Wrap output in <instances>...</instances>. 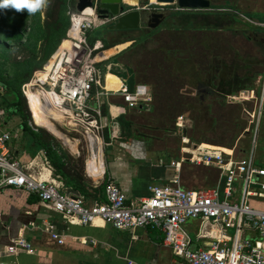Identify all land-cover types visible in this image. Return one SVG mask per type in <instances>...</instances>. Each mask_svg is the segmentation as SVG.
Returning a JSON list of instances; mask_svg holds the SVG:
<instances>
[{
    "label": "built area",
    "instance_id": "obj_1",
    "mask_svg": "<svg viewBox=\"0 0 264 264\" xmlns=\"http://www.w3.org/2000/svg\"><path fill=\"white\" fill-rule=\"evenodd\" d=\"M97 2L93 0L88 14H84L85 11L70 14V22L75 16L84 17L80 26V39L73 42L77 49L63 52L62 58L50 66L45 82H40L35 75L33 82L22 87V94L27 99L28 93L34 92L35 87L44 89L46 86L50 92H54L60 100L59 108L65 117L64 123L71 131L83 133L88 146L93 142L90 133L99 143L103 129L97 100L96 106L90 105L93 89L95 98L103 94L97 89L101 86V79L95 59V55L103 50V44L98 40L90 47L86 42L87 33L102 25L97 18ZM246 20L264 28V23ZM70 54L73 56L69 59ZM41 71H47L46 66ZM33 83L35 87L31 86ZM121 93L129 109L151 102V95L142 84L136 85L133 92L123 87ZM247 93V97L244 92L228 96L227 101L253 102L251 109H245L248 116L245 131L250 132L252 144L248 155L235 160L234 150L225 157L223 152L200 144L192 150L183 148L185 155L180 161L171 163L176 168L182 162L214 166L219 171L220 179L215 187L186 190L173 181L166 185L151 186L149 196L127 204L125 195L108 180L104 189L105 203L88 205L82 198L67 196L56 180L46 179L42 173L33 172L30 167L11 159L7 148L10 135L0 133V190L10 187L34 194L46 208L59 214L70 225L88 226L99 219L116 230L146 227L159 230L164 244L183 260V264H264V167L254 164L253 149L264 118V75L260 96H254L253 92ZM176 125L182 127L179 122ZM190 220L199 221L196 235L199 239L208 240L206 248L192 247L193 242L184 229ZM44 230L59 244L63 242L51 227L45 226ZM230 230H233L232 235L228 234ZM17 252L30 253L32 249L23 238H17L11 240L2 254Z\"/></svg>",
    "mask_w": 264,
    "mask_h": 264
},
{
    "label": "trees",
    "instance_id": "obj_2",
    "mask_svg": "<svg viewBox=\"0 0 264 264\" xmlns=\"http://www.w3.org/2000/svg\"><path fill=\"white\" fill-rule=\"evenodd\" d=\"M75 4L76 0H50L43 20L40 10L33 14L29 32L26 26V10L16 12L13 9H0V41L3 43L5 54L9 46L22 45L34 52L38 43L41 51L39 61L30 53L31 55L21 61L7 57L6 60L10 61L9 69L0 67V118H2L0 126L7 125L14 119L18 120L15 128L20 131L23 141L35 148L32 156L34 157L39 150L44 151L53 175L62 181L67 192L75 193L86 200L92 199L93 196L83 185L82 175L72 171L56 152L55 138L42 128L34 131L29 126L31 114L21 91L22 85L29 81L33 72L40 69L55 53L61 41L66 39V32L71 24V13L68 12L71 10L72 13H76ZM245 17L251 21L264 23V17L254 18L253 15ZM241 20L237 14L234 15L235 25L227 29L229 32L226 30L222 31V34H217L216 40L218 39L219 43L211 42L215 39L214 34L207 35L206 39H202L210 41L205 47L199 40L190 45L182 41L166 40L167 38L164 39L162 35L156 37L154 35L157 30L144 33L139 42H143V45L155 43L153 48L143 47L140 57L133 61V68L126 66L124 74L115 75L126 82L129 92H133L138 83L149 86L152 99L147 107L143 105L141 110L138 109L139 116L127 118L123 115L118 118L121 137L128 140L136 135L151 141L152 138H160V135L172 132L176 129V120L183 117L192 123L190 129L183 130L184 137L191 143H200L208 149L219 150L225 157L232 150L239 153L240 158L247 155L250 150L251 134L245 131L248 124L246 108L240 103H229L226 96L249 90H254L257 97L260 95L264 75V42L261 40L264 28L245 20H242L245 23L241 24ZM227 32L236 34L229 35ZM152 37L153 40L147 42ZM98 40H101L99 31L86 36V42L90 47ZM253 44L261 48L255 51ZM122 46L124 45L118 47ZM109 47L107 44L103 45V49ZM107 62L117 63L116 59ZM214 67L216 68L213 70ZM210 73L214 79L207 84L205 76ZM220 75H226L234 81L232 89L226 88L219 81ZM203 113L212 124L207 130L201 124ZM208 132L212 137L207 135ZM171 148L172 146H169V151ZM184 170L187 173L181 175L180 183L187 189H195L190 185H195L192 183L203 179L205 174L206 185L201 187L211 186L217 173L213 168L201 169L187 163L182 166V171ZM103 184L105 189L108 181Z\"/></svg>",
    "mask_w": 264,
    "mask_h": 264
},
{
    "label": "crops",
    "instance_id": "obj_3",
    "mask_svg": "<svg viewBox=\"0 0 264 264\" xmlns=\"http://www.w3.org/2000/svg\"><path fill=\"white\" fill-rule=\"evenodd\" d=\"M124 2L129 5H136L140 0H124ZM149 2L155 4V0H149ZM214 4L213 6L210 4V8H223L221 12H213L220 14V16L216 15L214 17V14H211L217 22L222 23L220 27H215L219 28L217 32L226 31L229 27L235 25L233 21L234 15L236 14L245 21H247L245 15L264 17V0H223L219 5H216V2H214ZM249 7L251 11L248 10ZM179 10L181 12L176 13V15L196 11L212 12L209 9ZM198 21L200 22L199 24L193 23V25L184 30V32L189 34V38L192 36L191 39L197 38L201 44V40L207 38L209 28L207 24H203L201 19ZM225 22H228L227 24H229V27L223 28ZM27 29L29 30L28 25ZM104 29V25L102 26L99 24L97 28L92 31H99L101 38L99 41H101L103 45L107 44L110 46L108 49H103L99 52V57L103 59L97 61L98 63L96 65L101 79V86L97 89L99 92H103V94L95 98V91L93 89L92 99L90 100L91 106H96L98 103L101 110L102 117L100 122L103 125V129L99 143H96L99 149V151L97 149V154L100 155L97 159V166L93 168L94 165L92 163V155L89 146H85L89 151V156L85 160L83 169L84 175H82L81 178L83 185L92 194L93 198L85 200L82 196L67 192L62 181L53 175L44 151L39 150L33 157L32 154L35 152V148L28 145L26 141L21 140V135L19 136L18 132H15L17 130L16 128H14V131L11 130L13 131L11 134L9 131L0 130V133H8L10 135V141L7 144L10 157L11 159L18 160L22 165L30 167L33 172L42 173L46 179L56 180L61 184V190L67 196L82 198L88 205L105 203L106 199L105 192L103 193V183L108 180L112 181L125 195L127 204L136 203L139 199L149 196L151 186H161L177 181L179 186L183 188L180 183V177L181 175H185L187 171H182V166L186 163L187 165L189 164V166L193 164L182 162L180 167L176 168L172 166L171 163L180 161L185 155L183 153V148L190 147L188 143H186L185 146H178V154H175V152L172 153L174 148H171L169 151L168 144L162 143V146L159 144L160 138H152L151 141H149V139L136 135L128 140L121 137L122 131L118 118L123 115L127 116V118L139 116L138 109L141 110L143 105L147 107L150 103L139 104L137 108L129 109L124 103L121 93L123 87H126L128 90L127 84L121 77L119 78L115 75L124 74L126 66L133 68V61L140 57V53L143 50V47H141L143 46V42H139L142 35H137L140 30L105 34ZM112 38H115V40ZM192 43L195 44L196 42L190 40V45H192ZM120 45H125V47L120 49V47H118ZM117 48L120 50H117ZM189 49L191 51L192 47ZM110 59H116L117 63L113 64L112 62H107V60ZM190 64L191 63L188 65L190 66ZM145 86L151 95L149 86ZM242 92H249V94L253 92V95H256L254 90H249L240 91L238 94L230 96H237ZM261 92L262 86L260 94ZM228 96L229 95H227L226 98ZM95 100H97V103ZM5 126L7 125L0 127ZM30 127L32 130L37 131V128L33 126ZM178 129L181 131V136L184 137V128L180 127L177 128V130ZM69 131L72 134L76 133L71 130ZM13 133H15V138ZM50 134L56 137L51 132ZM18 136L20 138L17 140ZM64 137L66 138L68 136L65 135ZM69 139L75 143L73 144L67 139L68 142L74 146L75 151L64 142L62 146H59L57 142H55L54 145L56 152L67 165V156L66 152H64L66 149L64 147H68L67 153L71 155H77L80 149L79 139L74 137V135ZM239 158L240 157L234 159L238 160ZM254 164L264 167V161L256 157L254 159ZM196 167L201 169L213 168L216 170L217 173L212 181L213 184L209 187H201L206 185L207 177L205 174L203 179L196 180L192 183L195 185H190L195 187V189H183H207L215 187L219 183V171L217 168L214 166ZM97 199H99V201ZM45 226L51 227L53 232L57 234L63 242L59 244L57 239L52 238L51 235L44 230ZM184 229L193 242V248L198 249L200 247H207L206 243L208 240L199 239L196 235L199 229L198 220L188 221L184 225ZM192 233H194V236H192ZM17 238H23L31 246L32 252H17L12 255L2 254L4 248L10 245L11 240ZM0 263L183 264V260L176 257L171 249L164 244L163 235L159 230L150 227L116 230L99 219H96L93 224L88 226L78 224L70 225L59 214L46 208L36 195L30 194L22 189L9 187L0 190Z\"/></svg>",
    "mask_w": 264,
    "mask_h": 264
},
{
    "label": "rangeland",
    "instance_id": "obj_4",
    "mask_svg": "<svg viewBox=\"0 0 264 264\" xmlns=\"http://www.w3.org/2000/svg\"><path fill=\"white\" fill-rule=\"evenodd\" d=\"M76 2H77V0H76ZM145 3H148V0H140V5L138 6V7H141V6H144L145 5ZM156 4V3H155ZM155 6H157V7H160V6H158V5H155ZM172 6H164V7H161V8H163L164 9V11H167V12H170L171 11V8ZM46 8L47 7H45V8H42V9H40V14H41V19L43 20L44 18H45V14H44V12H45V10H46ZM253 9V8H252ZM249 11H251V8L249 7V9H248ZM70 13H72V11L71 10H69V12H68V14H70ZM211 14H214V17L217 15V16H220V14H217V13H213V12H205V11H202V12H200V11H196V12H185V13H183V14H181V15H175L174 17H171V18H169L166 22H164V24H163V26H162V28L160 29V31H158L154 36H156V37H158L159 35L161 36L162 35V37L164 38V39H166V40H169V41H182L184 44H186V43H190V40H192V41H194V42H197L198 41V39L197 38H194V39H191L192 38V36L189 38V34L188 33H185L184 32V30H186V29H188V28H190V26L191 25H193V23L194 24H199L200 22L198 21L199 19H201L202 20V22H203V24L205 25V24H207L208 25V36H213V34H214V37L213 38H215V39H213V41H211V42H214V43H217V41H218V43H219V40L217 39L216 40V38H217V34H222V32L221 31H218L217 32V29H219V28H215V27H220L221 25H222V23H219V22H217L216 21V19H214L213 18V16L211 15ZM223 15V14H222ZM200 18H199V17ZM223 16H226V15H223ZM253 17L254 18H257L258 16H256V15H253ZM260 17V16H259ZM32 18H33V14H29L28 12H27V20H26V26L28 25V27H29V25H30V22H31V20H32ZM196 20V21H195ZM255 21V20H254ZM228 22H225V24H223V28L224 27H229V24H227ZM241 24H243V23H245L244 21H242L241 20V22H240ZM202 24V23H201ZM238 25V24H237ZM213 28V29H212ZM71 29V25H70V27H69V29L67 30V32H66V39H64V40H62V42H61V44H60V46L58 47L59 49H57L56 50V53L55 54H53V56H51L43 65H42V67L40 68V69H38V70H36V71H34L33 72V74H32V76H31V78L29 79V81L27 82V83H30V82H33V80H35V75L37 74V73H41L42 71V69H43V67L45 66V64L49 61V60H51L57 53H58V55H57V58H60V57H62L61 55H60V47H62L63 46V43L65 42V40H68V37H67V35H68V31ZM221 30V29H220ZM223 30H225V29H223ZM228 31V30H227ZM27 32H29V30L27 29ZM147 31H146V29H143V30H140L139 31V33H137V35H139V36H141V35H143L144 33H146ZM212 32V33H211ZM229 32V31H228ZM226 33V34H229V35H235L236 33H232V32H230V33ZM87 35H88V33H87ZM261 36H263L264 37V34L263 35H261ZM151 40H153V37L152 38H150L147 42H149V41H151ZM23 42H24V40H23ZM208 42H210V41H206V40H202V43H203V45L202 46H206V44L208 43ZM24 44V43H23ZM88 44V43H87ZM148 45H149V48L151 47V48H153V45H155V43L153 44L152 42H150V43H148ZM148 45H143V46H141V47H148ZM264 45V44H263ZM3 43H2V41H0V67L1 68H5L6 70L7 69H9V62L10 61H8V60H6L7 59V57H9V59H16V60H23V58H25V57H27V56H29V55H31L30 53H32V55H35L36 56V61H39V59H40V53H41V51H40V45H39V43L37 44V46H36V48H34V52L31 50V49H29V48H25V47H23V45L22 46H9V49H8V52H7V54H5L6 53V51H4V49H3ZM253 46V48H254V50L256 51L258 48H261V47H259L258 45H256V44H253L252 45ZM125 47V45L124 46H122V47H120V49L121 48H124ZM135 48V47H134ZM137 48H139V47H137ZM119 48H117V50H120ZM136 49V48H135ZM134 49V50H135ZM264 49V48H263ZM106 53V52H105ZM73 55H71V57H72ZM95 56H99V54H96ZM101 59H103V58H100V57H97V61H100ZM53 60H55V59H53ZM253 60V59H252ZM253 61H256V62H258L259 61V59H257V60H253ZM55 62V61H54ZM98 63V62H97ZM216 67H214L213 68V70L215 69ZM226 73V75H227V72H225ZM210 75H211V73H210ZM207 75V76H205V78L207 79V84H209V83H211L212 82V80L214 79V78H212V76L213 75ZM226 75H220L219 76V81H221L222 82V84L226 87V88H230V89H232V86H233V82L234 81H232V80H230V78H228V77H226ZM26 83V84H27ZM200 83V82H199ZM202 84V83H201ZM203 85V84H202ZM32 86V85H31ZM34 87L36 86L35 84L33 85ZM199 86V85H198ZM22 87H23V85H22ZM22 87H21V91H22ZM201 87H203V86H201ZM220 87H222V85L220 86ZM44 89H41V88H37V87H35L34 88V94L36 95V96H42V93L44 92V91H47V92H50L49 90H48V87H43ZM221 91L223 90V88H221L220 89ZM235 94H238V92H235ZM247 95H248V93L246 92V94H245V96L247 97ZM255 95V94H254ZM24 96V95H23ZM256 96V95H255ZM25 99H26V103H27V106H28V109H29V114H31V112H30V108H29V103H28V99L25 97ZM237 103V102H236ZM240 104H242L243 106H244V108H246V109H251L252 107H253V102L252 101H250V102H247V101H243L242 103H240ZM32 115V114H31ZM30 115V116H31ZM33 117V116H32ZM32 117H31V121L29 122V125L30 126H33V127H35V128H42L44 131H46L48 134H50V132L47 130V129H45V128H43V127H40V126H37V124H35L34 123V117H33V119H32ZM64 119H65V117L61 114V117L60 118H57V119H55V120H52L51 122H52V126L54 127V129L56 130V131H58V132H60V133H62V134H64V135H66V136H68L69 138L70 137H72V135H74V137H76L77 139H79L80 140V149H79V153H77V155H71V154H69V153H67L68 151V147L66 148V147H64L66 150H64V152H66V159H67V162H68V165H69V168L72 170V171H74V172H76V173H79V174H81V175H84V172H83V169H84V163H85V160L87 159V157L89 156V154H88V150L86 149V147L85 146H87L88 145V143H87V139H86V137L83 135V133H71L69 130V128L67 127V125H66V123H64ZM2 122V118H0V123ZM18 122V120H16V119H14V120H12V121H9L8 122V124H7V126H5V127H0V130H2V131H9L10 132V134H11V132H13L14 131V128H15V125H16V123ZM58 122H61V123H58ZM176 122H179V124L180 125H182V127L184 128V129H190L191 128V125H192V123H191V121L190 120H188V119H185V118H178L177 120H176ZM201 124L203 125V127H205L206 128V130L208 129V128H211V120H209L208 118H207V116H206V114H204L203 113V115L201 116ZM65 124V125H64ZM175 128L176 129H173L172 130V132H169V133H167V134H162V135H160V142H159V144L162 146V143H164V144H168V146H172V148H174L173 149V151L175 152V154H178V150H177V148H178V146L179 147H181V146H185V144L188 142V146H190V147H188L190 150H192V148H196L197 146L196 145H200V143H191V142H189V140L187 139V138H185V137H182L181 136V131H179V129L177 130V128H179L177 125H176V123H175ZM69 129V130H68ZM11 130H13V131H11ZM15 132H18V134H19V136H20V131L17 129ZM74 132V131H73ZM211 132V131H210ZM59 133V134H60ZM157 132L155 131V134H156ZM51 135V134H50ZM209 137H212V135H209V132H208V134H207ZM13 136H14V138H15V133H13ZM18 136V138H17V140L20 138ZM53 136V135H52ZM54 137V136H53ZM68 137H66L71 143H73ZM55 138V142H57V144H59V146H62V144H63V141L61 140V139H58L57 137H54ZM21 140H23L22 138H21ZM21 140H20V142H21ZM183 140H185V141H183ZM186 140H188V141H186ZM73 144H75V143H73ZM194 144V145H193ZM242 144V143H241ZM249 146H250V150H251V148H252V144H251V142H250V144H249ZM20 148V147H19ZM21 149V148H20ZM253 149H254V155H255V157L257 158V159H259V160H262V161H264V118L262 119V121H261V124H260V130H259V132H258V138H257V144H256V147L254 148L253 147ZM238 157H240V154L239 153H236V152H233V158H238ZM89 162H90V159H89ZM88 162V163H89ZM229 235H232L233 234V230H230L229 231V233H228ZM192 236H194V233H192Z\"/></svg>",
    "mask_w": 264,
    "mask_h": 264
},
{
    "label": "water",
    "instance_id": "obj_5",
    "mask_svg": "<svg viewBox=\"0 0 264 264\" xmlns=\"http://www.w3.org/2000/svg\"><path fill=\"white\" fill-rule=\"evenodd\" d=\"M159 4H152L148 0V5L177 6L181 10H207L210 9V2L207 0H157ZM136 5H129L124 0H98L97 2V18L102 22V26H108L109 32H121L139 30L143 24L145 8ZM93 6V0H77L76 12L80 13ZM143 9V10H140ZM142 12V13H141ZM168 13L152 12L147 17V28L156 29L166 19ZM93 143V142H92ZM93 148H97L96 141L92 144ZM76 198V197H73Z\"/></svg>",
    "mask_w": 264,
    "mask_h": 264
},
{
    "label": "bare ground",
    "instance_id": "obj_6",
    "mask_svg": "<svg viewBox=\"0 0 264 264\" xmlns=\"http://www.w3.org/2000/svg\"><path fill=\"white\" fill-rule=\"evenodd\" d=\"M155 3L159 4L157 0H155ZM88 13H89V10L88 9L85 10L84 14H88ZM83 20H84L83 16L73 17L72 22H71V29L68 31V35H67L68 40H65V42L63 43V46L60 47L61 56L63 55L64 51H70V50L77 49V47L73 44V42L79 41L80 39V35H79L80 26ZM57 55L58 53L51 60H49L47 64L45 65L47 71H42L41 73L36 74V77L40 80V82H45L48 79L50 66L54 63V61L59 59L57 58ZM97 57L99 56L95 57L96 61H97ZM70 58H71V54H70L69 59ZM31 85H34V83ZM28 103H29L28 105L30 108V112L32 116L34 117V123L37 124V126L47 129L49 132L54 134L56 137L62 139L64 143L69 145L70 148L75 151L74 146L71 143H69L68 140L64 136L60 135L52 126L51 121L57 118H60L62 114V111L59 108V104H60L59 97L54 92L44 91L42 93V96L40 95L36 96L33 92H30L28 93ZM93 136L94 135L91 132L90 137L92 138L93 143H94L95 137ZM92 144H89V150L92 155V163L94 165L93 168H95L97 166V159L100 154H97L98 147L93 148Z\"/></svg>",
    "mask_w": 264,
    "mask_h": 264
},
{
    "label": "flooded vegetation",
    "instance_id": "obj_7",
    "mask_svg": "<svg viewBox=\"0 0 264 264\" xmlns=\"http://www.w3.org/2000/svg\"><path fill=\"white\" fill-rule=\"evenodd\" d=\"M207 1H209L210 4L213 6V5H215L214 2H216V5L217 4L219 5L220 3H222L223 0H207ZM141 8H145L144 9L145 12H143V14H144L143 24H141V27H140L139 30L146 29L147 32L151 31L149 28H147L146 21H147L148 15L151 14L152 12L168 13V15H167L166 19L164 20V22H166L169 18L174 17L176 15V13L181 12L176 5L171 7L172 9H171L170 12L164 11V9L161 8V7H157V6H153V5H148V3H145V5L144 6H141ZM141 8H140V10H143ZM209 10H211L212 12H221V11H223V8H210ZM164 22L161 24V26L164 24ZM100 23H102V22L100 21ZM161 26L158 27V28H156V29H153V30H157L158 31V30H160L162 28ZM104 28H105L104 29L105 34L106 33H113V32H109L107 30L108 26H104ZM112 39L115 40V38H112ZM261 40H262V42H264V37L263 36L261 37Z\"/></svg>",
    "mask_w": 264,
    "mask_h": 264
},
{
    "label": "clouds",
    "instance_id": "obj_8",
    "mask_svg": "<svg viewBox=\"0 0 264 264\" xmlns=\"http://www.w3.org/2000/svg\"><path fill=\"white\" fill-rule=\"evenodd\" d=\"M50 0H0V9H13L16 12L27 11L34 14L48 6Z\"/></svg>",
    "mask_w": 264,
    "mask_h": 264
}]
</instances>
